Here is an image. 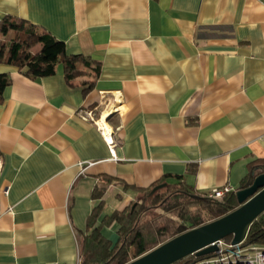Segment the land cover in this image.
Wrapping results in <instances>:
<instances>
[{"label": "crops", "instance_id": "obj_1", "mask_svg": "<svg viewBox=\"0 0 264 264\" xmlns=\"http://www.w3.org/2000/svg\"><path fill=\"white\" fill-rule=\"evenodd\" d=\"M4 15L99 64L68 81L61 64L32 79L0 61V264H77L100 200L96 224L163 176L238 188L264 157V0H0Z\"/></svg>", "mask_w": 264, "mask_h": 264}, {"label": "trees", "instance_id": "obj_2", "mask_svg": "<svg viewBox=\"0 0 264 264\" xmlns=\"http://www.w3.org/2000/svg\"><path fill=\"white\" fill-rule=\"evenodd\" d=\"M0 61L16 66L32 79L54 73L57 65L61 64L68 81L78 76L97 74L99 64L88 55L68 53L64 42L47 29L11 15L0 19ZM10 80L8 72L0 73V102L3 89ZM84 83V89L92 85L91 80H84ZM261 171H264V157L249 163V171L238 188L249 185ZM178 178L168 182L163 176L139 188L136 199L122 209H113L102 215L97 224L104 202L100 200L94 205L85 231L78 240L77 264H124L166 239L216 218L239 204L235 193L238 188L224 192L220 198H213L207 192L194 191ZM103 191L102 186L96 187L92 195L100 197ZM112 222L118 224L115 242L101 232L102 226ZM224 239L230 240V236ZM242 242L264 245V210L252 220ZM204 256L188 254L170 264H195Z\"/></svg>", "mask_w": 264, "mask_h": 264}, {"label": "water", "instance_id": "obj_3", "mask_svg": "<svg viewBox=\"0 0 264 264\" xmlns=\"http://www.w3.org/2000/svg\"><path fill=\"white\" fill-rule=\"evenodd\" d=\"M235 193L239 202L235 208L166 239L124 264H170L188 254H209L217 250L216 241L228 235L233 244L242 241L252 220L264 210V171Z\"/></svg>", "mask_w": 264, "mask_h": 264}, {"label": "built area", "instance_id": "obj_4", "mask_svg": "<svg viewBox=\"0 0 264 264\" xmlns=\"http://www.w3.org/2000/svg\"><path fill=\"white\" fill-rule=\"evenodd\" d=\"M81 115L83 118L91 119L95 122L111 153L114 154L116 142L112 138L113 130H107L99 123L101 114L96 116L94 109L90 108L82 112ZM231 189L233 188L229 185L217 186L208 190L207 195L213 198H220L224 192ZM242 241L233 244L230 240L218 239L216 241L217 250L206 254L198 261V264H264V245L244 244Z\"/></svg>", "mask_w": 264, "mask_h": 264}, {"label": "bare ground", "instance_id": "obj_5", "mask_svg": "<svg viewBox=\"0 0 264 264\" xmlns=\"http://www.w3.org/2000/svg\"><path fill=\"white\" fill-rule=\"evenodd\" d=\"M106 116H107V114L101 115V118L99 119V123L101 125H103V127H105V129L110 130L111 128H110L109 124L106 122V119H105Z\"/></svg>", "mask_w": 264, "mask_h": 264}]
</instances>
